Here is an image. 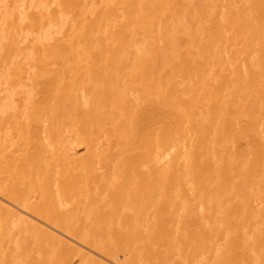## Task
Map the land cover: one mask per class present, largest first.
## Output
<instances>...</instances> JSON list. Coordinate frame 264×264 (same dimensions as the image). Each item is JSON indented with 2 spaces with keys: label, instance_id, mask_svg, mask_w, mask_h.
I'll return each mask as SVG.
<instances>
[{
  "label": "bare ground",
  "instance_id": "6f19581e",
  "mask_svg": "<svg viewBox=\"0 0 264 264\" xmlns=\"http://www.w3.org/2000/svg\"><path fill=\"white\" fill-rule=\"evenodd\" d=\"M0 264H264V0H0Z\"/></svg>",
  "mask_w": 264,
  "mask_h": 264
}]
</instances>
